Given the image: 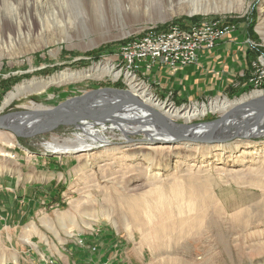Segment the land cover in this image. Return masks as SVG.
Wrapping results in <instances>:
<instances>
[{
  "label": "rangeland",
  "instance_id": "obj_1",
  "mask_svg": "<svg viewBox=\"0 0 264 264\" xmlns=\"http://www.w3.org/2000/svg\"><path fill=\"white\" fill-rule=\"evenodd\" d=\"M191 4L201 9L188 13ZM263 20L264 0H0V31L14 30L16 42L11 52L2 51L0 46V122L37 113L48 119L60 107L75 104L79 97L91 94L76 107L80 109L90 101L104 99L115 101L114 107L130 104L131 110L153 120L156 124L151 126L153 129L159 132L163 129L167 132L164 136L182 143L178 130L154 122V116L159 117L164 111L140 103L133 96L129 78L144 85L154 100L164 105L165 111L168 105L183 109L208 106L215 100L236 103L255 93L260 94L257 99H262L240 103L224 113L208 111L189 122L172 119L177 129H207L208 143L193 142L199 148L192 154L179 153L175 148L178 145L148 146L142 132L111 129L115 117L110 120L109 116H102V120L88 116L79 119L77 113L70 112L65 120L56 118L49 123L44 120L41 128L25 136L0 127V150L12 157L0 156V254L6 250L8 258L16 255V251L24 252L25 248L40 244V250L43 244L50 249L55 241L65 248L81 236L87 239V248L93 244L105 256L120 254L125 264H264V192L260 188L224 178L220 181L219 198L227 207V219H214L212 225L207 221L199 235L191 231L188 239H177L178 231L176 238L174 233L164 231L156 238L155 228L165 220L153 219L150 226L146 224V214L139 213L137 216L143 223L138 225L135 211L128 203L129 199H144L154 189L149 186L151 182L161 187L175 178L182 180L189 168L210 170L217 181L216 170H237L247 182L260 179L264 183V133L229 138L220 144L209 142L218 123L229 120L247 105L261 107L264 103V27L260 24ZM214 22L230 27L228 37L221 40L233 39L235 54L229 61L231 66L225 64L226 75L222 78L225 83H219L218 90L192 93L180 86L175 76L179 69L197 65L201 52L214 49L221 40L209 49H202L196 61L188 64L168 65L149 58L154 61L150 64L144 58L134 67L124 59L122 48L147 33L166 31L176 25L187 30ZM17 25L23 35L15 34ZM104 65L112 67L109 73L102 70ZM96 67L99 69L95 70ZM217 70L212 67L208 73L214 75ZM64 71H90L92 76L50 84L51 78ZM115 72L120 77L115 78ZM29 81L34 82L35 88L23 90L3 106L17 86ZM103 109L92 115L100 116ZM117 111L111 109L110 113L115 115ZM63 113L54 115L60 117ZM133 115L125 112L121 121L132 120ZM237 121L234 119L227 129H237ZM212 126L216 127L211 129ZM90 128L109 143L94 147L88 152L89 157H80L78 153L56 154L44 147L48 143L74 141L79 135L86 139ZM4 137L13 145H6ZM85 143L91 140L86 139ZM219 145L227 147L220 160L216 157ZM178 148L182 149L180 145ZM238 211L243 212L239 216L241 223L232 217ZM153 214L155 218L161 216L160 212ZM26 239L32 246L25 243ZM159 239L162 241L158 243ZM24 255L30 259L29 252ZM14 258L8 259L9 264H17L13 263ZM32 258L36 264H44L48 258L56 262L54 256H45L40 263L38 255ZM1 259L0 264H6L7 259L0 256ZM99 260L104 262L101 257Z\"/></svg>",
  "mask_w": 264,
  "mask_h": 264
},
{
  "label": "bare ground",
  "instance_id": "obj_2",
  "mask_svg": "<svg viewBox=\"0 0 264 264\" xmlns=\"http://www.w3.org/2000/svg\"><path fill=\"white\" fill-rule=\"evenodd\" d=\"M191 6L192 7L188 11V13L197 12L201 9V8H198L194 4H191ZM260 24H261V27H264V20ZM6 25L12 26V24H6ZM16 28L17 30L15 34L16 35L18 33L21 34L22 31H21L20 26L17 25ZM13 32L14 30H11V29L4 30L3 32L0 31V46L2 48L1 49L2 51L6 52L5 49L7 50V52L14 51L13 48L16 47L15 46L16 42L12 36ZM21 35H23V33ZM94 69L98 70L99 68L96 67ZM111 69L112 67L110 65H104L102 67V70L105 71L106 73H109ZM91 76L92 74L90 73V71H86V72L84 71L82 73H79V72L72 73V72L64 71V72L57 74V76L51 78L50 84L56 81L57 83L75 82V81H79L86 77H91ZM118 76H119V72H115L114 77L117 78ZM132 80H133L132 77L129 78V83L131 84L133 96L136 99H138L140 103L151 104L154 107H157L160 110H163L164 111L163 114H160L159 117L154 116L157 119L155 120V118H153L154 122L157 123L158 125H160L159 122H161V123H164V125H166L170 129L172 128L173 130L174 129L178 130V132L180 133L179 134L181 138L180 140L183 141L182 143L179 142L178 140L175 141L174 140L175 138L173 139L170 136H164V133L166 131H164L162 128H160L162 129L161 132L153 129L151 126L156 125L152 122L153 120H149V119L147 120V118H145L141 114H138L135 109L131 110L130 104H122L119 102L120 104L117 107H114L113 104L115 103V101L108 102V100H105V99L101 101H96V102L90 101L87 104H85L83 108H80V109L76 106L82 105L85 99L81 101L80 103L78 102L77 104H72L71 102L67 105H64L62 108L60 107L58 111H55L56 113L54 114H57V115L63 112L65 113V114L63 113L64 115L62 114V116L60 117H56V115L53 114L52 117H49L47 119L41 114L37 113L29 117H22L19 119H11V120L9 119L8 121L6 120V122H0V127H6L9 131L13 133L25 136V135H31L35 133L39 128H41L44 125V122H43L44 120L46 123H49V121H53L56 118L57 120L60 118L63 120L67 119L68 117H70L68 114V112L70 111L72 115H75V113H77L78 116H80V118L78 117L79 119H85V117L88 116V117H92L97 120L98 119L102 120V116L103 117L109 116L110 120H113L114 119L113 117H115V119L112 121L114 125L110 127L111 129L123 128L124 129V130L122 129L123 131L129 132V133H138V132L141 133L142 132L145 134L147 138L145 142H147L146 144L148 146L155 145V143L162 144V145L167 144L168 145L167 148H170V147L172 148L174 145L175 146L180 145L182 149L178 148V146L175 147L176 149H178L177 151L179 153L181 152V153L192 154V152L196 151L194 149L199 148L198 146L197 148L196 145H193L192 144L193 142H196L197 140H202L205 143H208L205 137L207 135V129L206 130L205 129L194 130L192 128L177 129L173 125L172 119L182 118L184 119L185 122H189L199 116L202 117L208 111L224 113V112H227L228 110L233 109L238 104L243 103V102H249L252 99L255 101H262V99H257L260 97V94L255 93L251 98L244 99L241 102L235 103V102H230L228 100H215L213 102H210L208 106L203 105V104L192 105L190 107L183 108V109L173 108L172 105H168L165 111L164 105L162 103L156 102L153 96L150 93H148L144 85L142 86L141 84L133 83ZM28 88H35L34 82L29 81L27 82V84L17 86L15 90L12 93H10L6 97V99L3 101V106L7 105L13 98L16 97L17 94L22 93L23 90H26ZM255 105L256 104L247 105L246 108L244 107L245 108L244 110L237 112L229 120H226L224 123L221 122V124H219L215 130L216 133L213 134V139H211V141L209 142L210 143L218 142V144H220L229 138L231 139L234 137H256V136L263 134L264 133V103H262V105H259L261 107H256ZM104 107H106L105 108L106 110L103 109ZM101 108L104 110V112L102 114L100 113L101 114L100 116L95 117L94 114L92 115V113H95V110L99 111ZM120 108H123L124 110ZM111 109L118 110L117 114L111 115L110 113ZM125 112H129L130 115H133V114H136V115H133L132 120L126 119V121H121L123 120V116L121 115L124 114ZM119 114L121 115L118 118L117 116ZM234 119L235 120L238 119L237 121L238 128L234 130L233 129L228 130L227 128H230L228 126H230V124L231 125L234 124ZM15 128L16 129L19 128L23 131L20 130L21 132H19ZM90 129L91 130L88 129L90 135H88L86 138V139L91 140V143L89 144H86L85 143L86 139L79 135L74 141L70 140L68 143L66 142L64 144L48 143L44 147L47 151H50L56 154L72 155V154L78 153L80 154L79 155L80 157L83 155H86L89 157L90 155H88V152L93 150L94 147L99 146V144L107 145L109 143V141L105 137L98 135L95 131L92 130V128ZM4 139H5L6 145L8 144L13 145L12 141L9 138L4 137ZM217 147L218 149L216 151L218 153L216 154V157H218L220 160L221 157H223L222 155L223 152L227 150V147L223 145H219ZM159 152L162 153V151H159ZM0 156L12 158L11 156H9L7 152L1 151V150H0ZM147 167H150V166L147 165ZM216 173L218 174L217 176L218 181L216 180V178L212 177L213 175L211 174L210 170H207V169L204 170L203 167L202 168L199 167L197 171H194L192 168H189L185 170V176L183 177L182 180L175 178L171 181H168L167 183L162 184L161 187L160 186L155 187L156 184L154 182L153 183L151 182L149 186L154 189L149 191L148 195L145 196L144 199L142 200H139L138 198L129 199V202H128V203H131L130 208L135 211L134 215L136 217L134 218L138 222V225L143 223V220L141 219L140 216H137V215H139V213L141 214L145 213L146 214V224L150 226L153 225V222H152L153 219L163 220V221L165 220L164 222L161 223V225L158 228H155L154 235L156 236V238L157 236H159L158 234L161 233V231H164L165 233L169 235H172L174 233L173 235L176 238L175 233L178 231L179 233H177L178 234L177 239H186L187 237L189 238V236H191L189 234L191 233V231L194 232V235H199V233L203 229L202 228L203 224H205L207 221L210 222V224L212 225L214 222H216L214 221V219H217V220L227 219V211H228L227 207L223 205L222 201L219 198V192L221 191L220 181H222L224 178H226L228 181H233L239 185L249 184V186L260 188L264 192V183L260 179L259 180L253 179L247 182L245 177L241 175L240 171H237V170H234V171L226 170L225 171L222 168V170H216ZM154 179L158 180L159 178L156 177ZM153 194L156 195V198L152 197ZM154 212H160L161 216H157V218H155L153 214ZM242 213H243L242 211H238L236 212L235 215H232L234 221L237 220L238 222L241 223L242 217H239V216ZM109 216H110L109 214H106V218L110 220L111 217ZM217 222H220V221H217ZM244 224H246V222H244ZM143 225H145V223ZM62 227L64 228V226ZM246 227L248 228V226ZM67 235L71 236L72 233L67 232ZM161 241L162 240L159 239L157 242L159 243ZM25 243L31 245V242L28 239L25 240ZM12 261L13 263L17 262L15 258ZM0 262H2V259Z\"/></svg>",
  "mask_w": 264,
  "mask_h": 264
},
{
  "label": "crops",
  "instance_id": "obj_3",
  "mask_svg": "<svg viewBox=\"0 0 264 264\" xmlns=\"http://www.w3.org/2000/svg\"><path fill=\"white\" fill-rule=\"evenodd\" d=\"M232 42L233 39L225 38L221 40L216 44L214 49L201 52L202 54L201 56H199L198 59V64H197L198 66L197 65L188 66L179 69V72L176 74V76L174 75L178 83L181 82V84L179 85L184 86L187 90L191 89L192 93L196 91L200 93H205L207 91L209 92L210 90L212 92L218 90L219 83L222 85H224L223 83H225L224 79H222L224 75H226L225 64H228L229 65L228 67H230L231 64L229 63V61H231L232 58H234L235 56V54L233 53ZM225 56L228 57L225 58ZM212 67L218 69L217 72H214L215 73L214 75L208 73V71ZM220 76L222 81L218 82V80H221L219 79ZM84 240L86 244L87 239ZM45 242L48 243L47 240ZM52 243L53 244L51 245L50 249L47 248L45 244H43L44 247L40 250L39 249V246L41 245L40 244V245H36L35 248L32 249L26 250L25 248L24 252L22 250L20 252L16 251V255L14 253L12 256L8 258H7V252L5 250L1 252L0 256L4 257V260L7 259V262H5L6 264L10 263L9 260L11 259V257L16 258L17 264H36L32 257H35L37 255H38V260H37L38 263H40V259L44 258L45 256L46 257L54 256L57 264H94L99 261V257L102 258V261H107V262L112 261V263L109 264H125V260L122 259L120 254L119 255L114 254L111 256L112 253H108L110 255L105 256L102 253H99L98 251H96V253L93 254L87 249V247L86 248L78 247L76 244V239L71 240L70 243L65 248L61 247L62 244L60 245V243L57 241ZM33 250L38 252H34ZM26 252L30 253V259H27L26 255H24ZM19 253L21 254L18 255Z\"/></svg>",
  "mask_w": 264,
  "mask_h": 264
},
{
  "label": "built area",
  "instance_id": "obj_4",
  "mask_svg": "<svg viewBox=\"0 0 264 264\" xmlns=\"http://www.w3.org/2000/svg\"><path fill=\"white\" fill-rule=\"evenodd\" d=\"M230 31L231 29L228 25L222 27L218 22L213 24L201 23L187 30L180 29L177 25L172 26L166 31L147 33L122 48L124 50V59L127 60L129 65L134 64V67L144 58L157 59L168 65L188 64L196 61L197 55L202 49L211 48ZM151 59L148 60L150 64L154 62ZM82 238L77 236L75 239L77 246L84 248L86 244ZM96 247L92 244L87 249L94 254L97 251ZM44 264H56V262L54 258H48L45 259ZM94 264L109 263L106 261L100 262L99 260Z\"/></svg>",
  "mask_w": 264,
  "mask_h": 264
},
{
  "label": "water",
  "instance_id": "obj_5",
  "mask_svg": "<svg viewBox=\"0 0 264 264\" xmlns=\"http://www.w3.org/2000/svg\"><path fill=\"white\" fill-rule=\"evenodd\" d=\"M89 95H91V94H85V95L79 97V98H78V101H77L75 104H77L78 102L80 103V102L83 101L84 99L88 98ZM57 111H58V109H57ZM70 112H71V111H70ZM70 112H69L68 114H70ZM66 117H67V116H66ZM218 124H220V123H218ZM55 127H56V126H55ZM214 127H216V126H212L211 129L214 128Z\"/></svg>",
  "mask_w": 264,
  "mask_h": 264
},
{
  "label": "trees",
  "instance_id": "obj_6",
  "mask_svg": "<svg viewBox=\"0 0 264 264\" xmlns=\"http://www.w3.org/2000/svg\"><path fill=\"white\" fill-rule=\"evenodd\" d=\"M183 26V25H182ZM185 26V25H184Z\"/></svg>",
  "mask_w": 264,
  "mask_h": 264
}]
</instances>
